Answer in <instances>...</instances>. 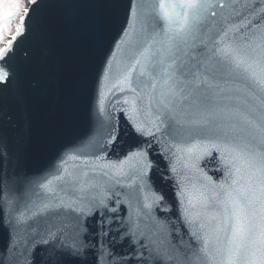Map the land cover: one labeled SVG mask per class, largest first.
<instances>
[{"label": "snow or ice", "instance_id": "1", "mask_svg": "<svg viewBox=\"0 0 264 264\" xmlns=\"http://www.w3.org/2000/svg\"><path fill=\"white\" fill-rule=\"evenodd\" d=\"M0 264H264V0H0Z\"/></svg>", "mask_w": 264, "mask_h": 264}, {"label": "water", "instance_id": "2", "mask_svg": "<svg viewBox=\"0 0 264 264\" xmlns=\"http://www.w3.org/2000/svg\"><path fill=\"white\" fill-rule=\"evenodd\" d=\"M89 127V113L86 105L81 104L70 123L66 124L57 137L56 141L49 144L48 146L37 149L32 156L30 161V166L33 170H39L44 167L51 157L52 153L55 151L60 144L70 142L76 137L82 135L88 130ZM35 136L37 141H39L42 136V131L37 127Z\"/></svg>", "mask_w": 264, "mask_h": 264}]
</instances>
